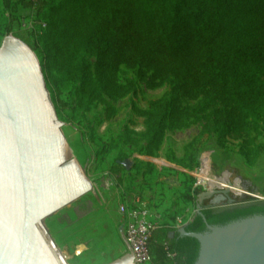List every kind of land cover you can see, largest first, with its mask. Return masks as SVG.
I'll return each instance as SVG.
<instances>
[{
	"label": "trees",
	"instance_id": "1",
	"mask_svg": "<svg viewBox=\"0 0 264 264\" xmlns=\"http://www.w3.org/2000/svg\"><path fill=\"white\" fill-rule=\"evenodd\" d=\"M46 1L48 14L33 15L28 29L11 26L10 31L31 44L45 73L56 72L74 83L71 98L78 108L89 110L104 101L92 63L84 57L91 54L98 58L96 73L104 88L114 96L136 89L135 80L114 84L108 79L122 65L151 70L155 78L175 83L146 111L149 145L155 150L167 130L189 127L216 103L223 108L214 111L212 134L249 132L251 123L264 130V0H148V12L132 0ZM2 2L11 13L36 5V0ZM240 18L252 19L250 31H239ZM208 85L214 89L198 104L181 107L177 90L195 97ZM107 111L111 118L114 109L108 105ZM258 148L250 151L256 156ZM203 214L187 220L186 230L203 232L208 223L264 214V201L207 207ZM199 247L196 238L162 226L149 239V264H195Z\"/></svg>",
	"mask_w": 264,
	"mask_h": 264
},
{
	"label": "rangeland",
	"instance_id": "2",
	"mask_svg": "<svg viewBox=\"0 0 264 264\" xmlns=\"http://www.w3.org/2000/svg\"><path fill=\"white\" fill-rule=\"evenodd\" d=\"M132 1L143 12L151 9L148 0ZM49 10L47 1L36 0L33 8L18 7L11 13L0 0V46L6 36L14 34L11 26L15 30L28 29L33 15L43 17ZM238 20L239 31L252 29L251 18ZM84 57L92 63L104 98L89 110L78 108L72 100L73 82L43 70L57 119L63 123L65 143L92 184L85 195L45 220L69 264H107L129 251L120 210L125 203H147L163 212L167 227L178 230L196 214L200 193L226 188L229 182L237 202L264 201L261 125L251 123L250 131L240 134H212L214 111L223 108L222 103H216L189 127L167 130L160 148L155 150L149 145L146 111L151 102L172 92L175 83L155 78L151 70L122 65L119 72L108 73V79L114 84L135 80L136 89L114 96L96 73L98 58L91 54ZM213 89L214 85H208L195 97L177 90L181 107L195 106ZM108 105L114 109L111 118H107ZM256 146L259 153L255 156L250 150ZM203 158L207 168L201 171ZM204 204H211V200L205 199Z\"/></svg>",
	"mask_w": 264,
	"mask_h": 264
},
{
	"label": "water",
	"instance_id": "3",
	"mask_svg": "<svg viewBox=\"0 0 264 264\" xmlns=\"http://www.w3.org/2000/svg\"><path fill=\"white\" fill-rule=\"evenodd\" d=\"M63 123L57 119L35 51L14 34L0 46V264H69L45 220L91 190L79 162L67 155ZM232 183L199 194L216 207L236 205ZM178 231L199 241L195 264H264V214L203 232ZM175 231H171L173 236ZM129 251L107 264H135Z\"/></svg>",
	"mask_w": 264,
	"mask_h": 264
},
{
	"label": "built area",
	"instance_id": "4",
	"mask_svg": "<svg viewBox=\"0 0 264 264\" xmlns=\"http://www.w3.org/2000/svg\"><path fill=\"white\" fill-rule=\"evenodd\" d=\"M29 25L32 27V22H30ZM45 27L46 24H43V28ZM120 210L123 216L122 230L124 231V240L128 247H130L131 251L133 250L135 257L134 263L149 264L150 254L148 243L152 233L154 230L162 226H169V224H165L166 222L163 212L153 209L149 207L147 203L139 200L132 203L122 204ZM177 221L181 223L183 222L179 217L177 218ZM170 256L174 257L175 254L170 253Z\"/></svg>",
	"mask_w": 264,
	"mask_h": 264
},
{
	"label": "bare ground",
	"instance_id": "5",
	"mask_svg": "<svg viewBox=\"0 0 264 264\" xmlns=\"http://www.w3.org/2000/svg\"><path fill=\"white\" fill-rule=\"evenodd\" d=\"M67 155L70 156V157H72L71 154H70V152H69V148H68V147H67ZM206 168H207V166H206V164H205V160L203 159V168H202L201 171L206 170Z\"/></svg>",
	"mask_w": 264,
	"mask_h": 264
},
{
	"label": "flooded vegetation",
	"instance_id": "6",
	"mask_svg": "<svg viewBox=\"0 0 264 264\" xmlns=\"http://www.w3.org/2000/svg\"><path fill=\"white\" fill-rule=\"evenodd\" d=\"M210 200H211V204H209L208 206L214 208L213 205L215 204V202L212 201V199H210ZM216 208H217V207H216Z\"/></svg>",
	"mask_w": 264,
	"mask_h": 264
},
{
	"label": "crops",
	"instance_id": "7",
	"mask_svg": "<svg viewBox=\"0 0 264 264\" xmlns=\"http://www.w3.org/2000/svg\"><path fill=\"white\" fill-rule=\"evenodd\" d=\"M239 191V190H238ZM241 191V190H240Z\"/></svg>",
	"mask_w": 264,
	"mask_h": 264
}]
</instances>
